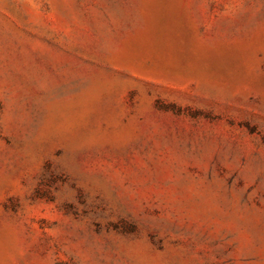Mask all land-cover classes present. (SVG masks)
I'll return each mask as SVG.
<instances>
[{"label":"rangeland","instance_id":"1","mask_svg":"<svg viewBox=\"0 0 264 264\" xmlns=\"http://www.w3.org/2000/svg\"><path fill=\"white\" fill-rule=\"evenodd\" d=\"M0 264H264V0H0Z\"/></svg>","mask_w":264,"mask_h":264}]
</instances>
